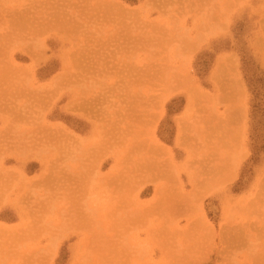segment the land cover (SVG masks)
I'll use <instances>...</instances> for the list:
<instances>
[{
    "label": "rangeland",
    "instance_id": "374dc122",
    "mask_svg": "<svg viewBox=\"0 0 264 264\" xmlns=\"http://www.w3.org/2000/svg\"><path fill=\"white\" fill-rule=\"evenodd\" d=\"M0 264H264V0H0Z\"/></svg>",
    "mask_w": 264,
    "mask_h": 264
}]
</instances>
